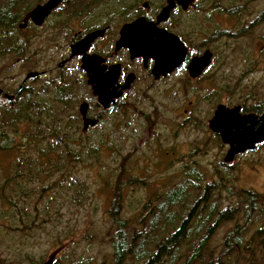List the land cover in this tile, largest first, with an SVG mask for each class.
Returning a JSON list of instances; mask_svg holds the SVG:
<instances>
[{
    "label": "rangeland",
    "instance_id": "obj_1",
    "mask_svg": "<svg viewBox=\"0 0 264 264\" xmlns=\"http://www.w3.org/2000/svg\"><path fill=\"white\" fill-rule=\"evenodd\" d=\"M40 1L0 0V12L19 15L24 7L28 9ZM118 1L102 0L88 9L104 11L103 8L114 6ZM144 1H149L150 14L164 2L127 0L124 8L109 12L116 17H131L142 10L139 7ZM199 3L202 8L198 6L174 18L177 33H183L186 26L196 29L187 37L189 47L197 49L201 45L212 52L211 63L202 76L187 82L178 71L150 86L140 80L134 91L120 102L122 116L118 125H112L116 119L112 117L111 122L107 120L83 135L69 127L67 114L63 116L61 112L62 125L57 132L71 133L73 145L82 142L84 153L79 161L68 162L60 170L40 177V181H27L29 177L25 174L16 177L18 157L33 154L28 147L20 152L29 124L17 125L16 133L3 129L0 135V183L4 182L0 192V264H40L51 256L58 264H113L109 240L115 227L108 209L116 185L120 186L119 214L135 228L140 227L137 219L143 208L162 199H155L157 194L191 179L199 191L206 183L221 182L236 190L247 189L264 195V145L239 154L226 164L223 162L225 145L207 127L219 103L247 109L264 106V0H201ZM220 6H238V10L226 13ZM68 10V5H61L41 30H18L15 37L25 42V45L18 44L20 53L2 54L4 43L11 41V37L4 39L0 32V87L4 91L13 94L27 72L46 68L50 71L41 79L39 76L25 81L31 90L19 96L22 101L28 97L33 103L40 102V84H49L58 77L60 72L52 68L68 56L67 42L72 34L83 30L76 24L77 20L52 27V21L60 18L59 12L64 15ZM84 17L87 16L81 18ZM76 63L68 64V74L74 75L70 76L71 80L77 79ZM47 89L43 98L50 102L55 94L54 86ZM75 91L83 96L79 84ZM2 98L0 104H6ZM89 145H97L100 151L95 155L86 153ZM5 146L9 148L4 149ZM42 187L45 189L40 191ZM219 197L223 207L230 201L235 204L225 190ZM23 210L30 211L31 215L37 211L40 218L36 224L40 225L28 226L29 222L19 213ZM241 221L242 216L237 214L216 229L209 241L214 255L221 249L227 230ZM261 226L256 223L247 227L245 242ZM251 245L259 249L258 238H253ZM232 254L229 261L225 259L229 263L224 264H232ZM246 258L247 253L242 251L236 264H248ZM184 260L185 257H178L168 262L167 257L159 264H182ZM128 264L138 263L133 260Z\"/></svg>",
    "mask_w": 264,
    "mask_h": 264
},
{
    "label": "trees",
    "instance_id": "obj_2",
    "mask_svg": "<svg viewBox=\"0 0 264 264\" xmlns=\"http://www.w3.org/2000/svg\"><path fill=\"white\" fill-rule=\"evenodd\" d=\"M102 0H75L76 13L82 9H88ZM127 0H119L104 11L115 10L118 7L124 8ZM113 7V9H111ZM221 11L235 13L238 6L224 8ZM74 9H72V13ZM0 26L4 27L2 18ZM224 33H226L224 31ZM10 51L20 53L19 45L10 46ZM1 55V54H0ZM61 87L67 82L65 78L59 79ZM244 111L258 113L264 110V106L252 107ZM60 113H55L45 109L44 117L40 118V102L33 103L27 97L24 101L20 98L13 100L10 104H0V135L4 130H12L16 133L17 125L28 123L29 130L24 135V143L20 147V152L24 147L33 150V154L18 157L15 164V176L28 175V180H38L47 173H52L63 168L73 160L79 161V157L84 153L82 142L74 143L71 133L62 130L57 132L61 124ZM69 127H73L74 132L77 119L72 116L69 120ZM63 127V126H62ZM10 147V144H6ZM5 146L4 149L9 148ZM14 149V147H12ZM99 147L87 146L86 153L95 155L99 152ZM21 154V153H20ZM23 159V160H22ZM23 162V163H22ZM225 166V164H224ZM17 172V173H16ZM11 181L8 178V183ZM5 182H7L5 180ZM21 182V181H20ZM19 182V183H20ZM3 183H0V192L3 191ZM21 185V184H20ZM120 186L116 185L113 191V199L109 204L108 215L112 220L115 231L109 242L113 250V264H128L129 261H137L138 264H159L175 261L178 257H185L182 264H224L229 261V255L233 258L231 263L236 264L241 256V252L247 253L248 264H264V195L247 189H234L232 185L225 186L217 183L210 185L206 183L199 191L197 184L192 179L184 183L173 185L163 193L157 194L155 199L147 209L143 208L141 216L137 219L140 227H132L127 219L120 216L121 198ZM42 187L40 191L44 190ZM225 190L230 201L223 207L220 199L221 191ZM23 191V189H22ZM17 194V192H13ZM3 200L6 198L3 197ZM30 211H20L22 218L29 224H36L40 215L35 211L34 215ZM242 216L241 222H235L223 236L221 249L217 255L209 247V241L216 232V229L225 222L232 221L236 215ZM261 223L252 238L245 242L244 233L250 225ZM253 238H258L259 249L251 245ZM257 250V251H256ZM183 253V255H182ZM226 259V260H225ZM226 261V262H227ZM229 263V262H227ZM53 264H58L54 261Z\"/></svg>",
    "mask_w": 264,
    "mask_h": 264
},
{
    "label": "flooded vegetation",
    "instance_id": "obj_3",
    "mask_svg": "<svg viewBox=\"0 0 264 264\" xmlns=\"http://www.w3.org/2000/svg\"><path fill=\"white\" fill-rule=\"evenodd\" d=\"M166 1L167 0H164V2L156 10H154L151 14L149 13V1H147L148 2L147 7H143L142 4L139 7V8H142V10L136 13L138 15L135 14L131 17L124 18V17H116L114 16L112 12L99 11L94 7L90 9L80 10V13H84L85 15L77 16L76 10H75V0H61L60 3L56 7H54L49 12V14L43 19L40 25L34 24L30 20V18L25 19L26 14L38 3H35L34 5L28 7V9L24 7V12L20 13L19 15L15 14L14 16H10L8 14L0 12V18H2V22L4 23V27H5L4 28L3 26H0L1 27L0 32L2 34V37L4 39H9L11 37L10 38L11 41L4 43L3 45L4 47L2 48V54L11 52L10 46L18 45L20 43H23L25 45V42L21 41L20 38L15 37L16 33H18V30L20 29L23 30L25 28H31L34 30H37L38 28H40L41 30L46 25L48 20L52 17V15L54 13L56 14V11L61 8V5L62 6L68 5L69 10L64 15H62L61 12H59L60 18L53 20L52 25L54 26L52 25L50 26L56 27L58 25H64V24L74 22L77 20L76 24H79L81 27H83V30H79L72 34L69 41L67 42L68 56L63 57L61 61L56 65L55 69L52 68V71L60 72L58 77L56 79H51L49 84L48 82L47 83L42 82L40 84V118L44 117L45 109L47 108L50 110V107H51V111H54L56 114L61 113V112L63 116H64V113L67 114V117H66L67 120H70L71 117L74 116L77 119L75 131H77L81 135L86 134L88 131L93 130L96 126H98L101 123H104V122L107 123V120L110 121V118L112 117H114V119L116 118L114 120L115 122L112 125H118L120 118L122 116V111H121L122 105L120 104V102L130 92L134 91V86L140 80H144L147 83V85L150 86L151 83L165 81L170 76H172L174 73L181 71L182 75L184 74V77L187 80V82L196 81L202 76V74L207 68L206 67L197 77H190L188 75L187 64L189 60L191 59V57L200 55L206 49H204V46H201V45H198L197 49L193 48L192 46L189 47L188 39L190 38H187V37H189L190 33L195 32L196 29L191 28L190 26H186L183 29V33H177L175 29L177 26L176 25L177 19L174 18L176 14L188 13L191 9H194L196 7L198 8V6L202 8V4L199 3L201 0H194L192 4L188 6V8H186L185 10H183L180 6L175 4L174 8L170 12L169 17L165 21L156 23V15L161 10V8L166 4ZM45 2L46 0H41L39 4H44ZM7 9L11 10L10 8H7ZM72 9H74V12H75L74 14H72ZM82 16H87V17L81 18ZM113 17H116V18H113ZM138 17H143L146 21L156 23V27L159 29H164L167 32L175 34L178 37V39L183 43V45L186 47L187 55L184 61L170 73H167L165 75H159V77L155 78L154 74L151 73V69L155 62L154 57L150 56V57L144 58V56L142 55L131 57L130 51L127 48L125 47L117 48L116 47V43H117V40L119 39L120 29L122 25L126 23H130L134 21L135 19H137ZM53 18L54 17H52V19ZM99 30H101V33L98 34L95 38H93L89 43H87V45H83L80 53L72 57H69L72 45L79 42L86 35L94 31H99ZM83 57H87L89 59L87 67L92 71L95 70L97 74L102 76L103 80L112 79L116 75L115 82L107 83L108 82L107 81L105 83L108 86V89L109 87L110 89L116 88V91H117L118 89H120V86L124 83L126 77H129L130 75L134 77L132 83L130 84L129 89L123 91L122 95L118 99H116L115 102L110 103L107 108H103L98 103L97 97L92 94L91 85L88 84L87 82L88 72L85 69H83L81 66ZM67 58L69 59L66 60ZM71 61L77 62L74 68L75 71L77 72L76 73L77 79L75 80L70 79V76H74L73 72H71L72 75L68 74V72H70L68 68L69 67L68 64ZM110 69L112 70L111 75H108V72ZM49 71L50 70L46 68H43L40 71H29V72H37L36 76L29 77V78H26V75L29 73L27 72L24 76L23 81L18 86V88L14 90L13 94H8L6 91H4V89L0 87V89L2 90L0 92V97H3L2 99H4L6 103L10 104L13 100L18 99L19 96L31 90L25 84V81L36 79V77H39V76L41 79ZM60 78L61 79L65 78L67 80V82L62 87L59 82ZM77 84H79V86L83 88V92L80 93L83 96H78L76 94L75 89L77 88ZM53 86H54L55 94L54 96H52L53 98L50 101L51 102L50 103L46 101L43 97H44V92L46 91L47 87L52 88ZM6 96H10V97L7 98ZM84 102L87 104L86 117L97 120V122L94 125H88L85 130L83 129V120H82V117L79 111L80 104ZM77 104H78V108L76 109ZM219 104H222V103H219ZM226 107H233V106H226ZM263 111L264 110L258 113H254L250 111L247 112V111H244L242 106L240 105L241 114L253 113L255 115H260ZM212 136L213 137L215 136L214 138H217L221 141L220 136L218 134L212 132ZM263 145H264V141L257 143L253 150L258 149L259 147ZM225 147L227 151L228 146L225 145ZM250 151L252 150H247L244 153L250 152ZM226 164H230V163H226Z\"/></svg>",
    "mask_w": 264,
    "mask_h": 264
},
{
    "label": "water",
    "instance_id": "obj_4",
    "mask_svg": "<svg viewBox=\"0 0 264 264\" xmlns=\"http://www.w3.org/2000/svg\"><path fill=\"white\" fill-rule=\"evenodd\" d=\"M61 0H46L44 4L35 5L25 16V19L30 20L40 25L43 19L49 12L56 7ZM194 0H167L166 4L156 15V23L165 21L175 4L183 10L188 8ZM143 7H147V3H142ZM156 23L146 21L143 17H138L130 23L122 25L120 36L117 40L116 47H125L130 51V56L135 57L142 55L144 58L154 57L155 62L151 69V73L157 78L159 75H165L178 67L187 55L186 47L178 39V37L164 29L156 27ZM23 26V25H22ZM157 28V29H156ZM101 33V30L94 31L79 42L71 46L70 56L72 57L80 53L82 46L87 45L93 38ZM212 53L209 49L204 50L200 55L193 56L187 64V73L190 77H197L200 73L209 66ZM67 58L66 60H68ZM88 58L83 57L82 68L88 72V84L91 85L92 94L97 97L98 103L107 108L112 102L118 99L123 91L129 89L134 77L130 75L126 77L120 89H108L105 84L115 82L116 75L112 79H104L90 70ZM111 69L108 75H111ZM37 72H29L26 78L34 77ZM2 90L0 89V92ZM9 98L10 96H6ZM87 104L81 103L79 111L83 120V129L88 125H94L97 120L86 117ZM208 128L220 136L223 144L228 146L224 155L223 161L230 163L238 154L244 153L247 150H253L257 143L264 141V111L260 115L253 113H240V105L226 107L223 104L216 105L212 116L208 120ZM53 257H48L47 260L40 264H53Z\"/></svg>",
    "mask_w": 264,
    "mask_h": 264
},
{
    "label": "bare ground",
    "instance_id": "obj_5",
    "mask_svg": "<svg viewBox=\"0 0 264 264\" xmlns=\"http://www.w3.org/2000/svg\"><path fill=\"white\" fill-rule=\"evenodd\" d=\"M147 5H148V2L146 1Z\"/></svg>",
    "mask_w": 264,
    "mask_h": 264
}]
</instances>
